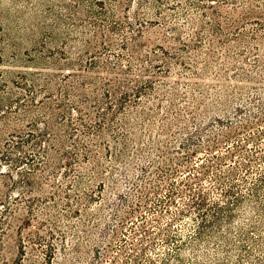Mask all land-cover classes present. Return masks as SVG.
<instances>
[{
    "label": "trees",
    "instance_id": "trees-1",
    "mask_svg": "<svg viewBox=\"0 0 264 264\" xmlns=\"http://www.w3.org/2000/svg\"><path fill=\"white\" fill-rule=\"evenodd\" d=\"M130 1L71 0L68 19L49 7L44 13L49 14L51 22L46 23L42 15H36L34 28L21 26L20 20L25 16L21 18L20 11L9 19L5 43L16 51L18 43L12 39L16 37L20 42L30 43L34 50L25 59L30 62L26 69H0V113L7 118L5 124L12 130L4 142L0 161L14 170L21 164L26 166L23 183L28 193L27 224L34 219L35 212L45 216L46 210L49 212L58 204L66 206L61 213L66 219L81 215L84 205L96 196L104 197L105 164L115 161L118 164L116 175L129 186L125 193H117L123 207L111 204L113 226L100 232V241L108 245L109 238L116 235L130 216L143 206L148 208L151 194L162 188L163 181L176 175L180 166L187 164L199 149H213L223 140L218 132L207 128L205 119L213 116V121L222 123L211 112L225 114L228 111L226 101L234 98L230 89L189 81L181 85L182 81L174 80L170 84L165 78L175 72L181 77L219 79L222 75L218 71L210 74L219 58L217 48L226 50L225 60L229 63L231 49L236 45L242 61L246 62L251 50L256 71L264 75V0H188L190 6L201 8L200 18L186 16L184 19L187 24L196 26L192 33L174 23L169 25L172 21L160 11L167 0H136L137 5L132 10ZM224 5H229L231 10L223 13ZM151 9V13L146 12ZM182 12L185 15V11ZM148 15L153 17L150 19ZM152 24L169 26L162 38L174 44L153 45L150 39L146 40L144 29ZM2 49L4 47L0 46V60ZM12 54L7 61H23L17 53ZM246 75L243 69H238L234 77ZM262 91L257 87L253 96L258 98ZM177 100L182 101L183 107L177 108ZM202 108L203 113H197ZM162 109L165 112L160 114ZM189 115L194 130L183 125ZM250 118L264 125L261 110L249 113L243 123H222L218 130L231 125L236 131L240 124L245 128L251 124L248 123ZM155 125L159 127V135L169 136L176 130L187 136L177 147L181 149L180 157L169 156L163 165H160L163 145L153 137ZM145 136L147 139L143 142ZM164 146H171L170 138L167 137ZM138 165L140 175L136 181H131ZM201 167L207 170L209 165L201 164ZM260 175L259 180L264 183V170ZM108 182L112 193L119 189L121 181L115 174ZM63 184L66 190H62ZM74 186H83L86 190L72 194ZM234 186L231 183L224 195L234 197L236 202L239 197L234 194ZM252 194L256 198L257 190ZM182 195L177 188H171L167 198L157 200L155 206L162 210L167 203H176L175 196ZM188 196L199 217L195 231L198 241L204 243L217 237L221 223L232 221L229 206L234 202L227 206L209 202L200 190ZM106 203L110 204L107 200ZM180 212L184 211L180 209ZM98 219L94 216L84 221L82 235L71 233L70 252L64 243L66 234L56 221L46 224V217L38 221L37 229L29 232L28 241L39 247L42 264H51L59 251H63L62 264H66L72 261L66 258L69 254L81 257L83 241H93L100 227ZM2 223L9 224L0 219V225ZM140 227L142 232L137 238L143 244V239L152 233L144 223ZM55 232L59 237H54ZM136 232V228L131 229L132 234ZM53 238L62 242L59 247L55 246ZM143 247L136 252H141ZM137 255L135 260H138ZM23 258L21 252L12 264H20Z\"/></svg>",
    "mask_w": 264,
    "mask_h": 264
},
{
    "label": "rangeland",
    "instance_id": "rangeland-1",
    "mask_svg": "<svg viewBox=\"0 0 264 264\" xmlns=\"http://www.w3.org/2000/svg\"><path fill=\"white\" fill-rule=\"evenodd\" d=\"M69 3L71 0H0V42L2 41L0 46L4 47V50L1 51L3 56L0 60V69H26L25 66L30 65V62L25 59L34 53L30 43L20 42L16 37L12 36L13 41L18 43L16 51H13L9 43H5L4 40L7 38L5 32L9 31L8 26L11 23L9 19L13 18L12 14L20 11L21 18L22 15L25 16L20 20L21 26L25 29L28 26L34 28L37 23L36 15L37 17L42 15L46 23L51 22L47 17L49 14L44 13L45 9L49 7L54 12L61 13L64 19H68L67 17L71 16L68 10ZM130 3L133 6L130 8L132 10L137 5L136 0H132ZM221 10L224 13L231 9L229 5H224ZM151 11L152 9L146 10L147 13H151ZM160 11L166 19L172 21L169 22V25L174 23L188 33H192L196 26L187 24L184 19L186 16L200 18L201 8L190 6L188 0H167ZM182 11H185V15ZM148 16L150 19L153 17V15ZM167 30H169L167 25H147L144 29V35L146 40L147 38L150 39V43L153 45H173L172 40H163L162 38L163 33H166ZM217 51L219 58L210 74L218 71L222 75L219 79L181 77L173 72L165 80L170 84L177 80L182 81L181 85H184V81H189L205 85H221L230 89L229 92L233 93L234 98L230 97V101H226L228 111L225 114L218 113L219 116L215 112H211L223 124L213 121V116L210 119L207 117L205 119L207 128H212V132H218V136L222 137L223 140L213 149H199L187 164L180 166L176 175L163 181L161 183L162 188L157 193L151 194L148 208L143 206L139 212L130 216L116 235L109 238L108 245L100 241V232L113 226L111 204L114 203L123 207L117 193H125L129 186L122 177H119V174L116 175L118 171L117 162L110 161L105 164L107 178L102 192L104 201L96 196L95 201H90L84 205L83 209H80L81 215L76 216L74 214L68 219L61 215L66 206L58 204L56 207H51L49 212L46 210L45 216L35 212L36 216L34 219L31 218L30 224H27L26 218L29 215L27 208L28 193H26V187L23 183V169L26 166L21 164L14 170L11 169V166L9 167L0 161V219L9 222V224L2 223L0 225V264H12L14 260L20 257L21 252L24 253V258L20 264L43 263L42 252H40L39 247L33 246L28 241L29 232L37 229L38 221L43 217L47 218L46 224L51 220L57 222L60 229L66 234V242L64 243L69 250L71 233L75 231V233L82 235L80 230H85L82 223L94 216L99 217L100 227L97 228L98 232L93 241H83L81 257L76 258L69 254V257L66 258L72 261H67L66 264H264V215H262L264 214V183L259 180L260 174L264 170V125L259 120L250 118L248 123L251 124L245 128L240 124L236 131L230 127L231 125L223 128L222 131L218 130L221 128V124L228 125L230 121H238L236 124L243 123L244 119L248 118L249 113L264 111V79H262L264 75L262 72L256 71L251 50L248 51L245 62L241 60L239 46L236 45L231 49L232 59L229 63L225 60L226 50L218 47ZM12 53H17L19 59H23V61H7L14 55ZM198 60L201 61V59ZM238 69H243L248 76L234 77L237 75ZM257 87L261 91L263 90V93L257 96L259 100L253 96ZM181 89L183 86L180 87ZM239 92H241L240 96H238ZM162 105H167V102H162ZM176 105L177 108L183 107L181 100H177ZM236 107L240 109L236 110ZM203 110L202 108L197 113L202 114ZM159 112L163 114L165 111L162 109ZM160 114L159 117H161ZM184 115H186L185 112ZM7 122V118L0 113V156L4 149V142L10 137L12 131L10 126L5 124ZM183 125L194 130L190 115L185 117ZM158 132L159 127L155 125L153 137L159 141L161 146L163 145V160L160 161L159 159L160 165H163L169 156L174 159L180 157L181 149L177 147L187 136L178 133L176 130H173L169 136L159 135ZM167 137L171 140L170 147L164 146ZM146 139L145 136L144 141L143 139L142 141L145 142ZM143 147L145 149V143ZM201 164L209 165V167L204 170ZM136 168L131 181H136L140 175L139 165ZM112 174H115V177L121 181L119 189L113 193L107 185L109 184L108 181L112 179ZM231 183L235 185L234 194L239 197L236 202H234L236 200L234 197L224 195V190ZM254 185H256L255 189ZM83 186L86 185L83 184ZM83 186H74L70 193H81L86 190ZM93 187L95 189V184ZM171 188H177L183 195L175 196L176 203H167L161 210L155 206V203L157 200L164 201ZM66 189L67 187L63 184L62 190ZM198 190L203 192L209 202L217 201L224 206L229 205L231 201L234 202L233 205L229 206L232 209V221L222 222L221 227L217 229L218 236H214L204 243L197 240L195 231L199 217L188 196V193L191 194L192 191ZM254 190H257L256 198L252 194ZM105 199L110 204L106 203ZM154 207L156 208L154 209ZM180 209L184 212H180ZM144 219V225L152 234L144 238L142 244L137 237L142 232L140 225L143 224L142 220ZM132 228H136V234L131 233ZM43 232L40 230V233ZM54 237H59L57 232H55ZM53 240L56 247L62 243L58 238H53ZM21 241L23 244L20 243ZM142 246H144L143 250L139 254L136 251ZM62 252L59 251L51 264H62L64 259L61 257ZM135 254H138V260H135Z\"/></svg>",
    "mask_w": 264,
    "mask_h": 264
}]
</instances>
